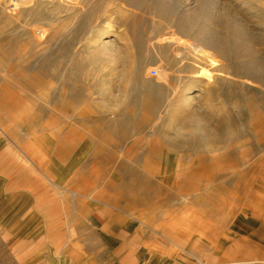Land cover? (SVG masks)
<instances>
[{"label":"rangeland","instance_id":"rangeland-1","mask_svg":"<svg viewBox=\"0 0 264 264\" xmlns=\"http://www.w3.org/2000/svg\"><path fill=\"white\" fill-rule=\"evenodd\" d=\"M103 225L264 259V0H0V264Z\"/></svg>","mask_w":264,"mask_h":264},{"label":"crops","instance_id":"crops-1","mask_svg":"<svg viewBox=\"0 0 264 264\" xmlns=\"http://www.w3.org/2000/svg\"><path fill=\"white\" fill-rule=\"evenodd\" d=\"M88 229V228H87ZM125 226H96L85 232V237L76 243L59 247V257L50 259L45 253L21 254L20 264H262L263 258L251 260L211 259L206 261L190 251H180L178 255L153 247L140 238L138 232ZM133 234V235H132ZM247 238V236H245ZM249 242L254 243L253 239ZM259 263H258V262ZM257 262V263H256Z\"/></svg>","mask_w":264,"mask_h":264},{"label":"bare ground","instance_id":"bare-ground-1","mask_svg":"<svg viewBox=\"0 0 264 264\" xmlns=\"http://www.w3.org/2000/svg\"><path fill=\"white\" fill-rule=\"evenodd\" d=\"M189 15V14H188ZM190 15H192V14H190ZM196 15V14H195ZM194 15V16H195ZM190 17V18H193V19H195V20H193V19H187V18H180V23H183L185 26H187V27H189L190 29H192V27L194 26V22L196 21V17ZM187 20V21H186ZM192 20V21H191ZM193 30V29H192ZM200 30V29H199ZM110 31V26H108L107 28H105L103 31H102V33H101V35H105V34H107L108 32ZM196 32V31H195ZM198 34V33H197ZM202 34V33H201ZM209 37V36H208ZM200 38V37H199ZM205 38V37H204ZM217 39V38H216ZM216 39H212V41H211V44L214 42V41H216ZM201 40V39H200ZM208 40V39H207ZM203 41V40H202ZM194 43V42H193ZM202 43H204V42H202ZM201 43V44H202ZM224 43V42H223ZM199 45H200V43H198ZM194 45V44H193ZM196 45H197V42H196ZM199 45H197L198 47H199ZM203 45V44H202ZM205 45V48H206V44H204ZM203 45V46H204ZM209 45H207V47H208ZM215 46V45H214Z\"/></svg>","mask_w":264,"mask_h":264}]
</instances>
